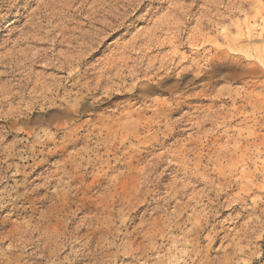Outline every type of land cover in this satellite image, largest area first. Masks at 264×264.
<instances>
[{"label":"rangeland","instance_id":"obj_1","mask_svg":"<svg viewBox=\"0 0 264 264\" xmlns=\"http://www.w3.org/2000/svg\"><path fill=\"white\" fill-rule=\"evenodd\" d=\"M263 61L264 0H0V264H264Z\"/></svg>","mask_w":264,"mask_h":264},{"label":"bare ground","instance_id":"obj_2","mask_svg":"<svg viewBox=\"0 0 264 264\" xmlns=\"http://www.w3.org/2000/svg\"><path fill=\"white\" fill-rule=\"evenodd\" d=\"M89 45V44H88ZM264 62V61H263Z\"/></svg>","mask_w":264,"mask_h":264}]
</instances>
